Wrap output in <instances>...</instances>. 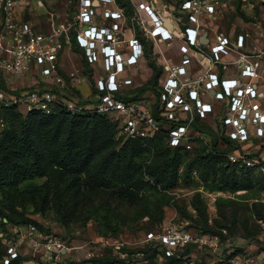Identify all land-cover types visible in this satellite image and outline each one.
<instances>
[{
    "label": "rangeland",
    "instance_id": "374dc122",
    "mask_svg": "<svg viewBox=\"0 0 264 264\" xmlns=\"http://www.w3.org/2000/svg\"><path fill=\"white\" fill-rule=\"evenodd\" d=\"M155 1L163 15L175 20L183 0ZM215 1L220 3L215 19L205 21L207 31L233 38L245 34L249 53L264 50V0ZM79 3L80 0H24L17 14L39 32L61 30L63 40L67 36L72 40ZM125 10L131 14L130 22L137 17L135 6L132 11ZM142 39L145 60L128 74L136 79V89L149 88L154 82L149 62L161 68L165 59L171 57L180 64L183 55L192 54L180 39L172 44L154 42L145 34ZM85 65L78 45L64 44L62 74L68 83L70 76H80V86L72 91L84 99H93L97 76ZM30 79L15 77L14 84L26 86ZM209 100L217 109L224 104ZM29 125L38 145L39 168L33 169L36 175L31 177L33 174H28L20 164L9 167L0 157V239L17 241L16 232L24 230L22 222L29 220L71 249L65 258L70 264H92L93 259L107 255L116 258L114 264H170L161 250L146 242L147 234L195 228L198 216L192 202L200 194L210 225L215 226L219 220L217 230L226 239L221 241L215 235L192 230L203 242L193 244L177 264H264V179L259 174L237 172L230 180V170L224 171V160L219 158L211 168L196 160L194 153H182L176 169L167 170L154 180L144 169L156 154L153 142L127 140L115 114L96 119L31 115ZM20 126L17 116L3 115L0 134L9 131L17 135ZM253 148L264 157L259 144ZM15 157L19 163L29 160L20 153ZM163 196H168L171 204L177 203L183 213L164 206V216L159 219L161 209L155 210L153 206H160ZM219 211L226 216L221 217ZM3 222L7 227L1 226ZM117 247L134 253L120 255ZM144 249L148 253H139ZM23 255L29 260L27 241Z\"/></svg>",
    "mask_w": 264,
    "mask_h": 264
},
{
    "label": "built area",
    "instance_id": "2783aa9c",
    "mask_svg": "<svg viewBox=\"0 0 264 264\" xmlns=\"http://www.w3.org/2000/svg\"><path fill=\"white\" fill-rule=\"evenodd\" d=\"M23 1L0 0V74L11 81L27 76L36 85L46 86L0 88L1 108L17 107L24 114L50 115L57 109L73 115L115 114L122 135L132 141L153 138L162 131L165 122L170 147L187 150L194 146L195 120L205 121L218 115L224 135L242 146L228 156L229 161L256 169L264 178V157L258 156L253 148L257 141L264 142V50L249 53L245 34L233 38L222 32L214 31L211 35L207 31L205 21L215 19L220 2L183 0L170 25L167 16L151 7L148 0H129L137 12L144 11L148 16L146 21L137 14L132 24L116 0H80L76 43L88 64L94 67L97 79L95 98L79 99L68 95V82L60 72L63 46L71 45L69 36L63 40L61 30L39 32L30 22L19 19L17 9ZM178 14L186 15L187 23ZM135 25L154 42L172 44L180 39L207 66L204 72L194 75L187 54L182 56L180 64L171 61L163 65L165 77L160 84V97L154 100L158 103L160 120L153 115L150 103L124 100L118 95L124 87L134 84L128 74L131 69H138L145 55L143 43L135 35L128 36ZM232 70H236V77L227 76ZM70 79L73 88L82 82L80 76L73 75ZM209 98L224 104L217 109ZM197 136L206 142L213 138L205 132ZM250 144L253 146L245 149ZM23 229L16 232L17 241L5 242L4 264L25 258V241L31 255L22 264H70L65 258L71 249L62 241L41 232L35 225ZM153 241L162 246L166 257L177 256L187 246L203 242L183 228L149 232L146 242ZM117 253L123 255L121 247H117Z\"/></svg>",
    "mask_w": 264,
    "mask_h": 264
},
{
    "label": "trees",
    "instance_id": "16d2710c",
    "mask_svg": "<svg viewBox=\"0 0 264 264\" xmlns=\"http://www.w3.org/2000/svg\"><path fill=\"white\" fill-rule=\"evenodd\" d=\"M116 1L120 8H123L124 10L125 9L131 10V11L133 10V5L129 0H116ZM126 11L127 10H125V14L129 18L131 14H129V12L128 11L126 12ZM242 17L244 18V14H242ZM134 30H135L136 37L143 43L145 47V40L142 39V34H144V32L140 29L138 25L134 26ZM70 41L71 43H76V33L73 34L72 40ZM145 54H146V47H145ZM84 59H85V64H86L85 66H87V68H89L91 72H94L95 71L94 67L88 64L85 56H84ZM143 60H145V55H144ZM141 65H142V62L139 64L138 68ZM148 65L153 70V73H154L153 74V77H154L153 84L150 85L149 88L136 89V86H135L136 79L133 78L134 84L131 86L124 87L123 90L118 95L120 96V98L124 100L146 101L147 103H150L153 115L158 120H160L158 103L154 102V100L156 99L157 101L160 97V92L162 89L160 84H161V81L163 80V77H165V68L164 66H161V68H157L155 62H149ZM60 72L62 74V70ZM62 76L64 77L63 74ZM65 79L67 80V78ZM68 85H69L67 89L68 95L71 96L72 98L81 99L82 96L79 97L77 96L76 92L72 91L73 89L76 90V88L71 87V82L68 83ZM45 86H46L45 84H40L37 86H33L32 89H43ZM0 88L3 90H8V87L2 81H0ZM56 90H58L57 87H56ZM18 92H21V91L20 90L16 91V93ZM151 99H153L152 100L153 103H151ZM3 115L6 116L7 118L9 115L10 116L12 115L13 117L17 116V118L20 119L21 126H20V133H18L17 135H13L9 131H6L0 134L1 160L5 165L9 167H12V166L17 167L20 164L22 168L28 174L30 175L33 174L31 177H34L36 175V173L34 174L33 169L39 168V163H38L39 155H38V145L35 143L32 137L31 128L29 125V116L38 115L44 118H49L52 116L63 118L65 116H68V117H78V118L82 117L85 119H89V118L96 119L99 116H101V115H92V114H87V113H80V114L73 115L71 113H68L65 109H57L53 114H50V115H47L44 113L24 114L17 107H14L11 109H4L0 107V119L2 118ZM166 125L167 124L163 122L162 131L156 134L153 138L140 141L144 143L151 141L153 142L154 147H155L156 154L154 158L150 162L146 163L144 166L145 174L149 176L150 178H153L154 180H158L159 176H161L162 173H165L167 170H170V169H173V170L176 169L177 165L180 162L179 154H182V153H194L196 160L202 161L205 165L211 168L215 167V163H216L215 161H217L219 158L222 159V161L224 160L225 162H227V166L224 168L225 169L224 171L227 172L228 170H230V174H229L230 176H228L230 180H232V178L233 179L235 178V175L237 172H254L261 176V174L257 172L256 169L249 168L246 166L240 167L239 165L232 164L229 161L228 156L232 152L240 150L242 146L235 141H231L227 136L224 135L223 131L221 130L218 115H213L210 119L205 120V121H202L200 119L195 120L193 124L195 138L192 140L194 144L192 150H187L185 147H177V148L170 147L168 143V138H167L168 137L167 130L164 128V126ZM204 132L210 133L212 135L213 138L210 142H206L197 136L198 134H202ZM129 141H132V140H129ZM256 144L257 145L259 144V146L261 147V150L264 149V142L257 141L254 145ZM255 151L258 156L261 155L260 151L258 150H255ZM18 153H20L22 157H26L29 160L19 163L18 157L17 158L15 157V155ZM262 181L264 182V180ZM164 206H172L179 213H183L182 209L180 208V206H178L177 203L171 204L169 197L163 196V202L160 204V206H158V204L156 203L153 206V209L155 210L159 211V209H161L159 219H162L164 216V212H163ZM192 207L197 212V216H198V220H196L198 221L197 225L195 228H190V229L183 228V229L187 231L193 230L195 233L203 232L204 234H212V235L217 236L221 241H224L226 239V236L223 234L222 231L217 230L218 225L220 224L219 220H216L215 226L210 225L209 217L207 214L206 203L200 194H197L194 197L193 202H192ZM219 213H220V216L223 218L226 216V213H224L223 211H219ZM9 221H11V219H9ZM22 223H23L22 226L24 228L29 225H34L29 220H24ZM1 226L7 227V224L3 222L1 223ZM36 227L41 232H45L44 230H42V227L39 224H37ZM159 231L160 230L150 231V232H159ZM16 235L18 236V234ZM7 239H8L7 237L0 239V264H4L3 259L6 256V243L5 242ZM149 245H152L155 248L161 250V252L165 256L163 248L158 242L153 241V242H150ZM192 246L193 244L182 249L181 251L178 252L177 256H173V257L165 256V258L169 260L170 264H177L182 258V256L185 254V252L188 251ZM122 252L126 254L134 253V252H129L125 249H122ZM139 253L145 254V253H148V251L144 249V250H141ZM27 260L28 258H19L18 260L14 261L12 264H22L23 261H27ZM115 260L116 258H112L111 256L107 255V256H103L100 259H93L92 264H114Z\"/></svg>",
    "mask_w": 264,
    "mask_h": 264
},
{
    "label": "crops",
    "instance_id": "0c3cea01",
    "mask_svg": "<svg viewBox=\"0 0 264 264\" xmlns=\"http://www.w3.org/2000/svg\"><path fill=\"white\" fill-rule=\"evenodd\" d=\"M148 2L151 5V7L156 8V10H158L160 12V14H162V9H161V7L158 6V4L156 3L155 0H148ZM138 14L143 20H146V21L148 20V16H147V14L144 11H138ZM22 16L21 17L18 16V18L21 19V20H24V17H22ZM169 22H170V25H171L172 24L171 20H169ZM0 23H1V17H0ZM133 35L136 36L135 30L128 33V36H133ZM189 56L191 57V61H192L191 67L193 69L192 71H193L194 75H196V74L199 75L200 73L204 72V70H206L207 66L202 64V62H201L202 58L200 56L194 57L195 56L194 52H192V54L189 55ZM171 61H173V59H171V57H170L168 60L165 59V64L164 63L163 64L166 65L168 63H171ZM227 76L236 77L237 76L236 70L228 71L227 72ZM0 81H2L7 87H11L12 86L14 88H19V89L20 88L21 89H27V88H31V87L36 85V83H34L33 79L27 80V81H29V84H27L26 86H25V83H20V85L19 84L17 85V84H14L15 81H11L8 78L5 79L1 74H0Z\"/></svg>",
    "mask_w": 264,
    "mask_h": 264
},
{
    "label": "water",
    "instance_id": "95a60500",
    "mask_svg": "<svg viewBox=\"0 0 264 264\" xmlns=\"http://www.w3.org/2000/svg\"><path fill=\"white\" fill-rule=\"evenodd\" d=\"M178 15H181V17L183 18V20H182L183 23H187L188 18H187L186 15H183V14H178ZM167 21L169 22V20H167ZM201 41H202L203 43L206 44V42H205V37H202V38H201Z\"/></svg>",
    "mask_w": 264,
    "mask_h": 264
}]
</instances>
